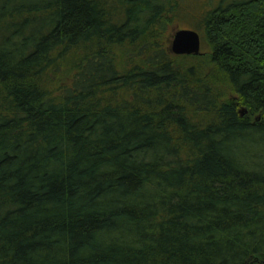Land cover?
I'll list each match as a JSON object with an SVG mask.
<instances>
[{
    "label": "trees",
    "instance_id": "obj_1",
    "mask_svg": "<svg viewBox=\"0 0 264 264\" xmlns=\"http://www.w3.org/2000/svg\"><path fill=\"white\" fill-rule=\"evenodd\" d=\"M0 264H264V0H0Z\"/></svg>",
    "mask_w": 264,
    "mask_h": 264
},
{
    "label": "water",
    "instance_id": "obj_2",
    "mask_svg": "<svg viewBox=\"0 0 264 264\" xmlns=\"http://www.w3.org/2000/svg\"><path fill=\"white\" fill-rule=\"evenodd\" d=\"M170 49L174 54H201L202 39L194 28H179L173 34Z\"/></svg>",
    "mask_w": 264,
    "mask_h": 264
},
{
    "label": "rangeland",
    "instance_id": "obj_3",
    "mask_svg": "<svg viewBox=\"0 0 264 264\" xmlns=\"http://www.w3.org/2000/svg\"><path fill=\"white\" fill-rule=\"evenodd\" d=\"M191 18V17H190ZM188 20L187 17H183V14L181 17H178L177 19H175V21L170 25L169 29L167 30V33L165 35V41L167 42L168 46L171 45V41L173 38V34L175 33V31L179 28H193V26L196 25V19L192 20ZM191 23V24H190ZM200 31V30H199ZM202 53H209L210 49H209V45L208 43L204 40V35H202Z\"/></svg>",
    "mask_w": 264,
    "mask_h": 264
}]
</instances>
